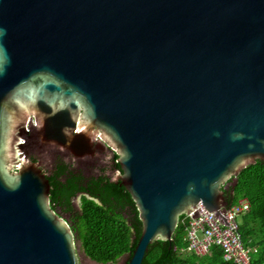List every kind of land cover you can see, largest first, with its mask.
Masks as SVG:
<instances>
[{"label":"water","instance_id":"95a60500","mask_svg":"<svg viewBox=\"0 0 264 264\" xmlns=\"http://www.w3.org/2000/svg\"><path fill=\"white\" fill-rule=\"evenodd\" d=\"M96 138L142 222L122 264L196 205L228 227L222 185L264 161V0H0V264H81L24 155Z\"/></svg>","mask_w":264,"mask_h":264},{"label":"trees","instance_id":"16d2710c","mask_svg":"<svg viewBox=\"0 0 264 264\" xmlns=\"http://www.w3.org/2000/svg\"><path fill=\"white\" fill-rule=\"evenodd\" d=\"M111 162L112 170L122 173L117 153ZM47 173L51 208L68 215L66 220L79 254L95 264H120L132 256L142 234V222L132 196L120 180L103 172L97 177H84L63 161L51 175ZM222 192L227 207L241 197L249 199L250 209L237 222V233L242 246L252 250L250 264H264V161L257 160L226 181ZM182 218L183 214L178 217L172 242L155 241L143 264H232L223 260L218 247H212L203 257L183 252L187 244Z\"/></svg>","mask_w":264,"mask_h":264},{"label":"built area","instance_id":"2783aa9c","mask_svg":"<svg viewBox=\"0 0 264 264\" xmlns=\"http://www.w3.org/2000/svg\"><path fill=\"white\" fill-rule=\"evenodd\" d=\"M249 209L247 197H241L235 204L227 207L224 217L228 227L201 204L188 213H183L181 224L184 225V240L187 244L183 252L203 257L210 253L212 247H218L225 262L250 264L252 250L242 246L237 233V219Z\"/></svg>","mask_w":264,"mask_h":264},{"label":"flooded vegetation","instance_id":"af4514ba","mask_svg":"<svg viewBox=\"0 0 264 264\" xmlns=\"http://www.w3.org/2000/svg\"><path fill=\"white\" fill-rule=\"evenodd\" d=\"M34 128H37L36 121L34 118H31L27 126V129L29 130V132H31V129H34ZM46 153L48 154L49 152H44L43 150H39L35 148H30V149L28 148L26 149V155H24V157L26 156L31 161L36 163V162L42 161ZM115 153L116 152L113 149L109 148L106 144L100 141L99 138H96L92 140L90 147L87 150L78 152V154H71L70 152L57 151V150L53 151L51 154L53 164H52L51 169L49 170L50 172L46 171L43 167H42V171L45 175L47 172H49L47 173V175L49 176L54 171L58 162L63 161L70 170L80 173L84 177H92V176L97 177L98 174L103 172V173H106L109 177L113 178V176H110V174L108 173V170L113 171L111 160L114 157ZM106 157L111 160L101 161L102 159H106ZM96 162L100 163L101 165L100 170L98 171V173L91 174V171L94 169ZM57 212L58 214H61L62 217H64L65 219L68 218V215L63 213L61 209L58 208Z\"/></svg>","mask_w":264,"mask_h":264},{"label":"rangeland","instance_id":"374dc122","mask_svg":"<svg viewBox=\"0 0 264 264\" xmlns=\"http://www.w3.org/2000/svg\"><path fill=\"white\" fill-rule=\"evenodd\" d=\"M51 154L52 153H46V155H44L43 157V168L46 170V171H49L52 167V164H53V161H52V157H51ZM108 156V155H107ZM111 159L107 158L106 159H102L101 161H110ZM100 163H95V167L94 169L91 171V174H95V173H98V171L100 170ZM108 173L110 174V176H113V178H115V176L117 175V172L116 171H109L108 170ZM79 204V201L78 199L75 201V206L77 207V205ZM237 222H241V216L238 217L237 219ZM80 256V260H81V264H95V263H92L90 262L84 255L82 254H79ZM123 263V260L120 261V264Z\"/></svg>","mask_w":264,"mask_h":264}]
</instances>
